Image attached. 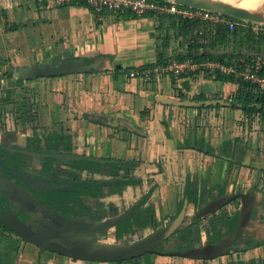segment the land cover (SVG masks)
<instances>
[{"label":"crops","instance_id":"1","mask_svg":"<svg viewBox=\"0 0 264 264\" xmlns=\"http://www.w3.org/2000/svg\"><path fill=\"white\" fill-rule=\"evenodd\" d=\"M157 35L156 21L147 15L125 18L105 12L99 19L82 4L0 0V56L26 55L22 62L12 61L14 69L23 67L15 64L50 63L55 57L62 61L81 56L94 60L95 67L84 71L36 77H47L52 83L40 91L41 103L47 108L50 103L53 106L50 126L42 133L56 130L70 135V152L77 155L134 163L132 173L141 183L128 185L122 193L106 199L121 201L124 209L148 194L145 204H151L150 224L145 229L152 231L175 212L187 176H196L199 186L224 185L226 193L252 189L253 201L264 213V169L259 172L247 166L251 156L256 160L264 150L246 144L241 151L244 165L219 155L226 141H230L226 147L230 154L239 151L234 139L241 140L239 129L244 130L247 124L246 115L234 100L237 84L196 71L180 77L154 73L149 80L129 76L131 69L157 64V44L163 43L157 41ZM169 44L167 50L172 52L176 45L173 40ZM9 72V77L18 79L17 71ZM255 115L251 123L259 119L264 125ZM246 126L250 135L252 127ZM209 148L213 152H205ZM240 203L238 197L225 209L231 213ZM196 209L192 203L186 205L185 216L190 217ZM261 213L251 212L248 222V230L257 240L264 238ZM201 234V241H206L203 231ZM30 249L21 243L20 251ZM35 250V258L40 253L43 264L110 263L39 251L38 247ZM144 258L121 264H225L228 260L264 264V242L205 259L156 253Z\"/></svg>","mask_w":264,"mask_h":264},{"label":"trees","instance_id":"2","mask_svg":"<svg viewBox=\"0 0 264 264\" xmlns=\"http://www.w3.org/2000/svg\"><path fill=\"white\" fill-rule=\"evenodd\" d=\"M157 1L161 3L165 2V0ZM69 3L87 5L83 0H71ZM118 13L122 14L125 18L136 17L135 13L131 11H121ZM145 15L156 21V31L158 32L156 39L157 41L163 42L161 46H158L157 44L155 61L157 64L166 63L171 57H176L180 60L186 57H191L198 62L213 60L226 64L237 63L240 57H249L252 52L264 53V29L262 28L255 30L249 24L243 25L242 23L235 24L232 29H229L226 25H217L213 35L209 36L207 32L203 33L202 36L206 39V41L198 42V30L204 24L202 20L175 16L167 12L161 13L154 10L148 11ZM172 38L179 40L177 46L172 48V52H168L167 49ZM230 39L233 45L229 48L224 47V42ZM183 46L185 48H183ZM181 48L184 50L182 51ZM165 52H167V54H165ZM199 71L200 69L196 72ZM201 71L205 76L213 79L234 81L232 74L222 73L218 69L209 71L207 68L202 67ZM17 80L19 82L21 78H18ZM234 82L238 87L234 97L236 106L249 116H253L254 114L258 115L260 120L263 121L264 93L260 91L255 84L249 81L239 79ZM23 113H26L25 106L21 108L19 107V111L15 115L14 119L16 123L15 126L25 130L28 126L27 124L23 122L20 126L18 125L20 123H18V118H23ZM35 116L28 115V117H26V122L27 120L32 121ZM30 128H32V134L31 136L26 137V143L24 145L26 149H31L39 153H53L58 151L71 153L70 135L56 130L39 134L34 125L30 126ZM16 129L18 128H15V130ZM8 135L12 137L13 133ZM235 142L239 143L237 156L236 151L230 154L226 150L230 141L223 143V147L221 148L222 150L219 151V155L230 157L229 159L235 164L244 165L241 162V151L243 148L246 149L247 145L239 139H234V143ZM201 146L202 145H199L200 149L202 148ZM11 147L17 148L18 145L11 144ZM21 152L22 151H19L18 149L10 151L4 147L0 148L1 166L3 162L9 164L11 167L16 166L14 165L16 162L14 159H20L19 157L23 155ZM205 152L211 153L213 152V149H206ZM24 155L29 157L31 154L28 152ZM235 156L236 158H234ZM21 159L17 163L21 162ZM44 159L45 161L42 162L40 169L37 168L38 172H40L38 174L39 177H54L62 174L68 179L80 180L82 179L81 172L83 170L88 171L90 174H100V177L95 178L89 176L80 182H68L67 185L62 188L38 191L42 199L45 200L42 201L40 199L42 202L46 203L51 209H59L62 213L68 210L79 212L76 211L77 206H79V210L82 211V209L87 208L90 203H93L94 211L93 213H90L91 217L108 220L106 217L109 216L112 218L118 214V207L111 201L104 204L100 200V197L107 194L120 193L128 185H138L141 183V179L132 173V169L134 167L133 162L123 161L120 159L100 162L88 158L61 161L52 155H47ZM253 160L254 157L251 156L249 165H247L250 168H254L252 165ZM125 166L130 169L129 173H126V170L123 171V167ZM16 168L19 170L24 169L17 166ZM0 169H2V167H0ZM16 171L21 172L18 170ZM224 190V185L199 186L198 178L196 176H187L183 184L182 192L176 202V210L173 215H171L170 219L177 214L184 200H186L187 205L192 203L197 209L191 218L184 217L178 228L166 239H170L174 242L176 250H184L188 247L190 248L202 245L201 231L204 232L207 243H215L222 238L228 239L232 237L238 223V215L237 210L230 213L225 209V206L228 203L207 214L198 215L200 208H202L209 200L225 193ZM2 193L3 190L0 189V202L3 199ZM147 195L148 194H145L139 197L135 206L130 208L131 211L126 213V215L121 219L115 221L108 229L109 233L113 234L116 242L128 243L132 240L134 235H137L138 238L143 236L142 232L150 224L151 204H145ZM235 201L236 198L233 199V202ZM8 202L13 206H16L11 201ZM73 208L76 209L74 210ZM2 211L3 210H1V212ZM218 211L220 212L217 213ZM11 213L15 216L17 213L25 214L24 212L18 211ZM203 219H206V224L201 223V220ZM249 226L250 224H247L246 227L241 229L236 240L232 243L233 246L231 248H227L224 251V254H230L234 251H244L260 244L261 242H264V238L260 240L252 238L253 234L249 232ZM177 232L178 235H176ZM20 238L21 237L15 234L10 228L0 221V264L16 263L18 253L20 251L21 240L23 239ZM38 249L39 251H43L45 248L38 247ZM39 254L40 253L36 256V260H40ZM131 260L132 259H130V261ZM115 263L121 264V262ZM225 264L244 263L243 261L236 260L231 262L228 260Z\"/></svg>","mask_w":264,"mask_h":264},{"label":"water","instance_id":"3","mask_svg":"<svg viewBox=\"0 0 264 264\" xmlns=\"http://www.w3.org/2000/svg\"><path fill=\"white\" fill-rule=\"evenodd\" d=\"M178 5L190 6L202 8L221 14L229 15L232 17L249 20L252 22H264L261 17L245 8L240 7L237 4H232L221 0H168ZM88 60L89 62H85ZM34 66V67H32ZM27 65L21 67L20 76L25 78H32L38 75L52 76L60 75L67 72L84 71L95 67V62L92 58L78 57L71 60L50 62V63H38L36 65ZM50 155L60 160H72L88 158L97 160L100 162H106L107 159L85 157L83 155H77L74 153H51ZM253 166L257 171L261 172L264 169V155L259 156L253 162ZM14 175H17L25 184L30 186L33 192L40 190H47L53 188H62L61 181L64 182H80V181H67L63 178L41 176L38 177L34 174H26L23 172L12 171ZM5 188L8 191L7 198L12 201L17 207H24L25 200L27 203L33 205L32 209L25 210L24 213L29 214L31 217L44 222V225L37 224L35 222L25 223L19 220L11 212L3 210L0 213V221L10 228L19 237L27 240L38 247H42L57 253L60 255L87 260V261H101V262H123L130 259L138 258L146 253H156L161 255H178L183 257L193 258H210L217 255L224 254L227 248L233 246V242L236 240L242 228L246 227L249 222L251 212L257 211L259 215L261 206L255 204L253 201V190L242 193H223L220 196L209 200L200 210L198 215L207 214L214 209L228 203L229 201L240 198L241 203L237 209L238 223L232 237L225 239L222 238L215 243L202 242V245L195 247H188L184 250H171L162 251L156 248L162 244L179 226L185 215L186 200H184L181 208L177 214L168 220L167 223L159 227L154 228L150 233L143 237L128 242H110L104 243L100 240L105 236H113L111 233H107L110 226L117 220L121 219L130 212V210L115 215L114 217L104 221H79L77 219L69 220L64 216L56 214L46 203L42 202L32 193L26 191L21 186L17 185L13 180H7L0 175V189ZM13 191L14 197L11 195ZM12 197V198H11ZM19 197V199H16ZM16 199V200H15ZM38 210L43 215H39ZM264 214V213H261ZM49 216L50 220L46 217ZM33 227V228H32ZM56 230V231H55ZM55 231V232H54ZM105 232V234H100ZM60 239L61 244H55L50 240ZM232 244V246H230Z\"/></svg>","mask_w":264,"mask_h":264},{"label":"rangeland","instance_id":"4","mask_svg":"<svg viewBox=\"0 0 264 264\" xmlns=\"http://www.w3.org/2000/svg\"><path fill=\"white\" fill-rule=\"evenodd\" d=\"M94 14V13H93ZM243 25H250L251 27H254L255 30H258L259 28L264 29V22H252L249 20H246L245 22H241ZM216 29V27H215ZM215 32V30H214ZM213 33V32H212ZM171 40H173L174 44L177 46L178 40L179 39H174L172 38ZM233 45V43L230 40H226L224 42V47H231ZM235 45V44H234ZM170 46V45H169ZM183 48H185L183 46ZM182 48V51L184 50ZM177 50V48H176ZM252 54H254V52H252ZM55 55V54H54ZM26 55L25 54H16V55H10V54H3L0 56V127L2 126H8V127H15V115L18 113L19 111V107H23L25 106L26 109V113H23V118H18V125L20 126L21 123H25L28 126L26 127V129H28L27 131L29 132V134H31V130H30V126L34 125L36 127V131L38 133H42L43 128L44 127H49V122H51V115L53 112V106L50 103L49 107H45V105L47 104H43L41 103L42 100H39V96H40V91L45 89L44 87H50L52 85L51 81H46L47 77H36L34 79L29 78L28 80L25 78H22L19 74L20 73V69L21 67H17L16 69H14L13 67V62H22L24 61V57ZM50 56H53V54H51ZM55 57V56H54ZM53 57V58H54ZM58 57L54 58V62H59L62 60L57 59ZM12 59V60H11ZM69 60V59H68ZM38 64V63H36ZM36 64H29V65H36ZM23 66L25 67V63L24 64H15V66ZM34 67V66H32ZM9 71H17L18 75L16 74L15 77L18 76V78H21V80L18 82L17 78H11L8 75H10L11 72ZM8 73V74H7ZM52 78H54L55 76H51ZM38 85V86H37ZM43 87V88H42ZM42 88V89H41ZM51 102V99L49 100ZM17 110V111H16ZM36 116H35V114ZM245 114V113H244ZM28 115H32L35 116L34 119L32 121H28L26 122V117H28ZM246 119L245 121H247V124L252 127L251 129H249L251 131V134H247L248 131H246L248 129V127L245 125L244 126V130H241L240 132V139L241 141L244 139L246 140V144L252 145L254 148L257 147V149L260 150H264V125H260L259 124V119H254V122L251 123V116L245 114ZM256 116V115H255ZM258 116V115H257ZM238 125H240L241 121L237 120ZM251 124V125H250ZM246 138V139H245ZM243 142V141H242ZM239 145V143H237ZM108 161L114 160V159H107ZM126 169H128L127 166L123 167V171H125ZM127 173V172H126ZM89 175V173L86 172H82V177ZM95 178L96 177H100V174H94ZM13 193V191H12ZM18 198V197H17ZM16 198V199H17ZM15 199V200H16ZM115 199V198H114ZM102 201L104 203H106L107 200L106 198H102ZM115 203V205H117L119 207V209H123V207L121 206L120 202L118 200H114L113 201ZM119 202V203H118ZM117 203V204H116ZM92 207V204H89ZM205 222V223H204ZM206 219L201 220L202 224H206ZM148 231H143V234H147ZM179 232V231H178ZM178 232L176 233V235H178ZM109 237H111L109 239ZM137 238V235H134L132 237V239ZM21 239V238H20ZM129 239V237H128ZM170 240V239H168ZM165 240L162 244L159 245V249L162 250L165 248H175V246L173 244H170L171 242ZM101 243H110V242H115L116 240H113L112 236H108L105 237L104 240H100ZM21 243H23L21 241ZM26 245H28V247L32 248L29 251H19L18 256H17V260L15 264H37V263H42L44 262L43 257L40 258V260H36L35 259V247L34 245H32V243L27 242L26 241ZM31 245V246H29ZM234 254V253H233ZM154 255V253H146L144 255H142L145 258H150ZM238 255V253H237ZM176 257H181L178 255H174ZM144 258V259H145ZM143 259V258H141ZM179 259V258H177ZM225 259H227V256H225ZM226 261V260H225ZM109 264H117L115 262H110Z\"/></svg>","mask_w":264,"mask_h":264},{"label":"built area","instance_id":"5","mask_svg":"<svg viewBox=\"0 0 264 264\" xmlns=\"http://www.w3.org/2000/svg\"><path fill=\"white\" fill-rule=\"evenodd\" d=\"M53 4L59 5L70 2L71 0H51ZM87 6L93 11L99 19L103 17L105 12L118 13L121 11H131L137 17L145 15L148 11L154 10L158 12H167L175 16L185 18L200 19L203 25L198 30V42H205L206 39L202 36L203 33L213 35L217 25H226L229 29L237 23L245 22L246 20L221 14L218 12L178 5L174 2L165 0L161 3L157 0H83ZM254 28V27H253ZM213 32V33H212ZM237 63H221L219 61L208 60L198 62L191 57L177 59L171 57L166 63L155 64L153 66H143L134 68L129 71L130 77H142L149 80L152 74H170L173 77H180L189 73L195 72L202 67L209 71L218 69L225 74H232L234 81L243 80L249 81L264 93V53H254L249 57H240Z\"/></svg>","mask_w":264,"mask_h":264},{"label":"flooded vegetation","instance_id":"6","mask_svg":"<svg viewBox=\"0 0 264 264\" xmlns=\"http://www.w3.org/2000/svg\"><path fill=\"white\" fill-rule=\"evenodd\" d=\"M65 60H67V59H65ZM65 60H63V61H65ZM71 60V59H70ZM15 128H18V129H16L15 130ZM28 129H25V130H22V129H20L19 127H8V126H1L0 127V148H6V149H8V150H10V151H14V149H18L19 151H22L21 153H23V155H21L19 158L22 160L21 162H19V163H17L20 159H18V158H16V159H14L16 162L14 163V165H16L17 167H20V168H24V169H22V170H19V169H17L16 168V166H10L9 164H6V163H2V166H1V161H0V167H2V169H0V175L1 176H3V177H5L7 180H13L17 185H19V186H21L22 188H24L26 191H28V192H30V193H32L34 196H36L38 199H41L42 201H45L44 199H42V197H41V195L38 193V192H34L33 193V191H32V189L30 188V186H28L27 184H25L17 175H13L12 174V171H16V170H18V171H21V172H23V173H26V174H28V173H30V174H34V175H36V176H38L39 177V173L40 172H38V170H37V168L38 169H40V167H41V165H42V162H44L45 161V159H44V157L45 156H47V155H50L51 153H46V152H41V153H39V152H36V151H34V150H31V149H26L25 147H24V145H25V143H26V137L27 136H31V134H32V128H30V130H31V134H29V132L27 131ZM10 133H13V135H12V137H10V135H8V134H10ZM40 134V133H39ZM11 144H16V145H18V147L17 148H13V147H11ZM30 153L31 155H29V157L28 156H26V155H24V154H27V153ZM58 152H61V151H58ZM53 153H57V152H53ZM61 153H69V152H61ZM238 155V152H236V156ZM236 156H235V158H236ZM60 160V159H59ZM62 161V160H61ZM64 161V160H63ZM62 165V164H61ZM32 167H36V168H32ZM63 167H65V166H63ZM68 167V166H67ZM33 172H35V173H33ZM82 172H86V173H89L88 171H85V170H83ZM81 172V173H82ZM52 176H54V175H52ZM95 177L94 176V174H90L89 173V175L87 174L86 176H83L82 177V174H81V177H82V179H68L66 176H63L62 174H60V175H56V176H54V177H56V178H63V179H66L67 181L69 180V181H71V180H74V181H82L84 178H88V177ZM67 183L68 182H64V181H61V185H62V187H64V186H66L67 185ZM120 193H122V192H120ZM120 193H116V194H120ZM8 194V191L5 189V188H3V193H2V195H3V199L1 200V202H0V212H1V210H5V211H7V212H14L15 213V211H18V212H24L25 210H28V209H32V207H33V205H31L30 203H27L26 202V200H25V206L24 207H16V206H13L11 203H9L8 201H10V199L9 198H7L6 197V195ZM113 194V193H112ZM11 195L13 196L14 195V193H12L11 192ZM110 194H107V195H104V196H102V197H100V200L102 201V198H106L107 196H109ZM14 197V196H13ZM12 198V197H11ZM17 198V197H16ZM8 199V200H7ZM17 199H19V197L17 198ZM108 200V199H107ZM111 200H109V201H107L106 203H108V202H110ZM12 202V201H11ZM103 202V201H102ZM111 202H113V201H111ZM233 202V200L232 201H230V202H228V204H230V203H232ZM104 203V202H103ZM106 203H104V204H106ZM114 203V202H113ZM90 204H92V207L89 205L87 208H89V209H87V208H85V209H82V211L81 210H79V206H77V209L76 208H73L74 210L76 209V211H79V212H75V211H71V210H68V211H66V212H64V213H62L59 209H57V208H52V210L56 213V214H58V215H61V216H64L65 218H67V219H69V220H72V219H77V220H79V221H95V220H98V221H104L105 219H99V218H93V217H91V215H90V213H93V211H94V205H93V203H90ZM115 204V203H114ZM135 204H136V202H134V204L133 205H131V206H129L128 208H124V209H119V207H118V214L117 215H119L120 213H123V212H126V211H128V210H130V208L132 207H134L135 206ZM81 209V208H80ZM35 211H38V210H35ZM39 212V215H43L40 211H38ZM195 214V213H194ZM193 214V215H194ZM193 215H191L190 217H187V218H191ZM16 216L21 220V221H23V222H25V223H32V222H35V223H37V224H40V225H44V222H41V221H39V220H37V219H35V218H33V217H31L29 214H27V213H25V214H23V213H17L16 214ZM184 217H186L185 215H184ZM43 218H46L47 220H50V217L49 216H47L46 215V217H43ZM110 217L108 216V217H106V219H109ZM168 220H170V218L168 219ZM168 221H166V223H167ZM164 225V224H163ZM33 228V227H32ZM144 230H146L147 231V229H144ZM153 230V229H152ZM56 231V230H55ZM54 231V232H55ZM151 232V231H150ZM150 232H148V233H150ZM108 234H109V230H108V232H107ZM147 233V234H148ZM100 234H105V232H100ZM147 234H143V236L144 235H147ZM142 236V237H143ZM114 238V237H113ZM137 239H139L138 237L137 238H134V239H132V240H130V242L131 241H134V240H137ZM50 240L52 241V242H54L55 244H61L62 243V241L60 240V239H57V238H55V239H52V238H50ZM114 240H115V238H114ZM23 243H26V241L27 240H24V239H22L21 240ZM168 241H172V240H168ZM27 242H29V241H27ZM116 242V241H115ZM31 243V242H30ZM170 244H173L174 245V242L172 241ZM32 245H35V244H33L32 243ZM36 246V245H35ZM175 246V245H174ZM230 246H232V244L230 245ZM36 247H38V246H36ZM156 248L157 249H159V246H156ZM160 250V249H159ZM171 250H176L175 248H165V250L164 249H162V251H171ZM43 251H47V252H51V251H48L47 249H44ZM132 260H134V259H132Z\"/></svg>","mask_w":264,"mask_h":264},{"label":"bare ground","instance_id":"7","mask_svg":"<svg viewBox=\"0 0 264 264\" xmlns=\"http://www.w3.org/2000/svg\"><path fill=\"white\" fill-rule=\"evenodd\" d=\"M232 4H237L251 12L258 14L264 21V0H221Z\"/></svg>","mask_w":264,"mask_h":264}]
</instances>
